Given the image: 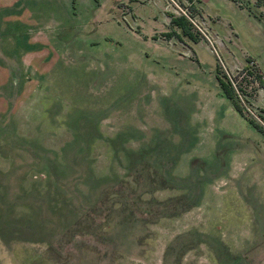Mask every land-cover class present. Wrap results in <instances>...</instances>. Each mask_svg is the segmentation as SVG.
Segmentation results:
<instances>
[{
  "label": "rangeland",
  "instance_id": "rangeland-1",
  "mask_svg": "<svg viewBox=\"0 0 264 264\" xmlns=\"http://www.w3.org/2000/svg\"><path fill=\"white\" fill-rule=\"evenodd\" d=\"M0 264H264V0H0Z\"/></svg>",
  "mask_w": 264,
  "mask_h": 264
},
{
  "label": "trees",
  "instance_id": "trees-1",
  "mask_svg": "<svg viewBox=\"0 0 264 264\" xmlns=\"http://www.w3.org/2000/svg\"><path fill=\"white\" fill-rule=\"evenodd\" d=\"M176 19L179 20V23L182 24L185 29H186V27L188 28V26H187L188 18L185 15L182 14V16L180 18H176ZM224 78L226 81H223L221 79V84H222L223 88L226 90V92L229 96H231V97L235 96L236 97L235 106L237 107V109L242 111L243 106L240 103V100L238 98V95H237V92H236L234 85H232V82L227 78L226 75ZM237 89H238V87H237Z\"/></svg>",
  "mask_w": 264,
  "mask_h": 264
}]
</instances>
